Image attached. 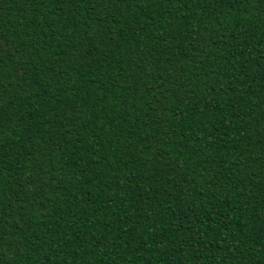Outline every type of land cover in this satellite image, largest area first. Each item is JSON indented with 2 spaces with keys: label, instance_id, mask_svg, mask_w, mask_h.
I'll return each instance as SVG.
<instances>
[{
  "label": "trees",
  "instance_id": "1",
  "mask_svg": "<svg viewBox=\"0 0 264 264\" xmlns=\"http://www.w3.org/2000/svg\"><path fill=\"white\" fill-rule=\"evenodd\" d=\"M0 264H264V0H0Z\"/></svg>",
  "mask_w": 264,
  "mask_h": 264
}]
</instances>
